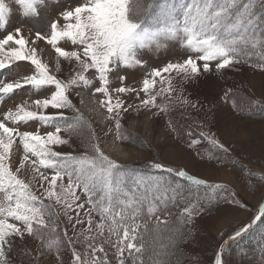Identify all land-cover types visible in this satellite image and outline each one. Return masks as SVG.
<instances>
[{"label":"snow or ice","instance_id":"snow-or-ice-1","mask_svg":"<svg viewBox=\"0 0 264 264\" xmlns=\"http://www.w3.org/2000/svg\"><path fill=\"white\" fill-rule=\"evenodd\" d=\"M17 2L25 16H35L43 0ZM7 13V5L0 0V27L5 25ZM61 19L51 22L49 33L37 31L31 40L25 39L19 28L15 35L0 39V72H14L13 66L19 67L21 62L32 68L31 74L12 82L0 81V103L25 88L34 94L48 92L44 98L23 100L0 118V264H8L5 248L11 239L23 240L25 236L55 251L60 264L65 244L71 252V264H144L143 256L150 247L154 255H160L155 245L161 233H168L169 243L181 235L179 227L161 219L169 201L180 195L181 186H173L163 176H132L129 186L124 166L105 154L104 137L96 133L71 96L77 90L99 94L116 139L127 142L130 134L122 122L131 111L160 117L167 115L177 100L189 104L182 88L173 83L175 77L195 80L213 68L220 73L247 63L251 56L258 57L256 67L264 71V0H173L160 4L157 0H83L63 11ZM38 41L51 46L54 67L38 55ZM164 41L179 42L185 50L182 61L153 68L139 89L128 86L121 73L143 67V51L159 49ZM62 42L70 44L65 48ZM65 62L67 76L62 75ZM113 77L118 85L110 83ZM157 83L160 87L154 91ZM177 91L180 95L174 97ZM230 98L229 89L221 99ZM232 106L237 107L235 101ZM49 109L56 110V115L49 114ZM36 120L54 125V131L20 130L21 125ZM169 126L176 130L171 121ZM112 131L111 127L107 130ZM199 136L213 149L209 160L238 163L232 161V149L214 135L201 131ZM74 138L80 140L82 152L56 150ZM200 143L193 138L188 146ZM14 146L23 150L15 167L11 163ZM151 167L213 191L224 187L208 185L185 170L159 162ZM202 208L189 202L180 214V223L190 222ZM61 216L66 218L62 235L57 231ZM257 226L264 241V204L224 242L215 264H224L223 252L230 241L243 238ZM153 264L168 262L156 259Z\"/></svg>","mask_w":264,"mask_h":264},{"label":"rangeland","instance_id":"rangeland-1","mask_svg":"<svg viewBox=\"0 0 264 264\" xmlns=\"http://www.w3.org/2000/svg\"><path fill=\"white\" fill-rule=\"evenodd\" d=\"M81 2L83 0H43L37 6V15L25 16L23 7L17 0H4L8 13L5 25L0 27V39L6 34L15 35L16 28H19L24 38L29 40L34 38L37 31L47 34L50 32V24L53 20L61 19L63 11ZM165 2L171 3L173 0H157V4ZM41 15L47 20V27L38 25L42 20ZM61 23H63L62 19ZM62 43L65 48L70 44V42ZM37 46L41 59L50 67H54L55 53L51 46L40 41L37 42ZM184 52L178 41H164L159 49L143 51V67L127 69L121 74L127 77L125 83L128 86L139 89L143 78L147 77L153 68L163 67L167 62L182 61ZM13 67L14 72H0V81L12 82L19 76L31 74L32 71L31 66L26 62H21L19 67ZM68 73L69 68L65 62L62 75L67 76ZM110 83L115 86L119 84V81L113 77ZM173 83L182 88L183 97L189 101V104L184 105L177 100L174 106H170L168 114L160 117H153L147 111L140 113L131 111L128 118L122 122L124 130L130 134L129 139L124 143L116 139L114 125L105 118L106 109H102L105 117L101 119L100 113L96 115L97 108L94 109L93 102L84 98L87 95L89 99L99 100V94L93 95L88 90H77L72 94L71 99L77 108L79 106L82 112L87 114L86 119L91 122L96 133L104 137L102 149L117 163L129 164L143 161L150 168L154 162L165 166L168 163L175 165L177 169L186 170L188 174L196 178L219 183L227 188V192L214 194L209 191L206 200L209 210L197 221L200 232L194 251L206 256L202 264H215V257L225 239L247 223L264 202V118L239 115L232 110L229 102L222 100L221 97L229 89L236 90L235 94L239 96H233L235 103L240 100V95H243L256 101L264 109V72L249 65L239 64L220 73L213 68L212 72L195 80L182 81L180 77H175ZM159 87L157 83L154 91ZM47 95L48 92L44 90L38 94H34L28 88L17 90L11 97L5 98V101L0 103V118L5 111L14 109L17 104L25 100V97L34 99L44 98ZM178 95H180L179 91L173 93L174 97ZM157 102H160L159 97ZM193 104L196 107H192ZM48 112L56 115V110L49 109ZM170 121L175 126V131L169 126ZM110 127L113 131L107 132ZM20 130L44 134L54 131V125H44L36 120L28 122L27 125H21ZM201 131L214 135L229 146L232 149V161H238V163L209 160V153L213 149L199 136ZM189 132L191 136L188 135ZM193 138L200 139L201 143L189 148V142ZM81 147V143L73 139L69 144L56 150L76 154L80 152ZM118 147H123L128 156L118 155ZM173 149L181 150L184 154H177V160H172L169 156ZM22 156V147L14 146L11 158L13 167L17 166ZM223 171L226 173L222 174ZM210 199L211 203H209ZM96 220L98 221L97 217ZM58 223L57 231L62 235L66 218L61 216ZM69 236H72L70 230ZM79 247L80 245H77V248ZM262 248H264V241L261 240L259 226H257L242 239L228 245L223 255V262L224 264H264ZM5 251L8 264H60L55 251H49L44 243L27 236L23 240L13 237ZM60 257L63 264H71V252L67 244L62 248Z\"/></svg>","mask_w":264,"mask_h":264},{"label":"trees","instance_id":"trees-1","mask_svg":"<svg viewBox=\"0 0 264 264\" xmlns=\"http://www.w3.org/2000/svg\"><path fill=\"white\" fill-rule=\"evenodd\" d=\"M257 11H259V9H257ZM259 63L260 61L257 56H251L248 58L247 63L241 64L246 66L249 65L254 69L260 70L256 67V65ZM235 93H237L236 90L231 91V98L228 100L229 105L234 112L246 117H256L261 119L264 118L263 106L257 104L256 101H252L248 97H245L243 95H240V100L236 102L237 107L233 108V96H239ZM68 115H71V113H68ZM78 141L80 142V140ZM79 150L80 152H82L83 148L81 147ZM121 165L124 166L123 171L126 173V180L129 186L132 183V176H141L144 178H148L151 176H163L165 180L171 181L173 186H175L176 184H179L181 186L179 189L180 195L176 198L175 201H169L167 208L161 215V219H167L171 222L173 227H179L181 235L174 242L169 243L168 233H161L160 239L155 245L156 253H160V255H154L152 248L150 247L148 252H146L143 256L144 264H153L154 260L156 259L165 260L168 262V264H177V262H179V264H202L203 259L206 256L203 253H196L194 251L196 249L195 245L197 243V238L199 237L200 232L197 221H199L201 217L205 215L207 210H209L206 202L209 191H212L215 194L216 192H227V188L223 185V189L213 191L212 188L207 187L206 185L197 186L190 183L186 179H182L172 173L156 171L155 169L150 168L147 163L143 161L131 162L129 164ZM166 167L177 169L174 165H166ZM207 184L213 185L216 183L207 182ZM189 202L199 203L200 205H203V208L198 214L192 217L190 222L181 224L180 214L184 211L185 206H187ZM214 204L217 203L214 202ZM153 223H155V221H153ZM109 255H111V251L109 252ZM129 264H131V261H129Z\"/></svg>","mask_w":264,"mask_h":264},{"label":"bare ground","instance_id":"bare-ground-1","mask_svg":"<svg viewBox=\"0 0 264 264\" xmlns=\"http://www.w3.org/2000/svg\"><path fill=\"white\" fill-rule=\"evenodd\" d=\"M92 103V102H91ZM99 104V103H98ZM92 105L94 106V109H96L97 108V110H98V112H100L101 113V119H103L105 116H104V113L101 111V110H99V105H97V104H95L94 102L92 103ZM93 109V108H92ZM97 116L98 115H100V114H96ZM114 144V143H113ZM117 153H118V155H121V156H128V154H126L125 153V151L123 150V147H118L117 148ZM170 152V151H169ZM177 154L178 155H182V154H184L181 150H176V149H173V151H171V155L169 156V158H171L172 160H177V158H178V156H177ZM187 163V165H188V162H186ZM224 173H226V172H222V174H224Z\"/></svg>","mask_w":264,"mask_h":264},{"label":"water","instance_id":"water-1","mask_svg":"<svg viewBox=\"0 0 264 264\" xmlns=\"http://www.w3.org/2000/svg\"><path fill=\"white\" fill-rule=\"evenodd\" d=\"M262 204H264V202H263ZM228 238H229V237H227V238L225 239V241L228 240ZM225 241H224V242H225ZM224 242H223L222 245H224ZM231 242H232V241H230L229 243H231ZM229 243H228V244H229ZM222 245H221V246H222ZM226 247H227V246H226ZM226 247H225V248H226ZM219 250H220V249H219ZM224 251H225V250H224ZM223 255H224V252H223ZM222 259H223V257H222Z\"/></svg>","mask_w":264,"mask_h":264},{"label":"crops","instance_id":"crops-1","mask_svg":"<svg viewBox=\"0 0 264 264\" xmlns=\"http://www.w3.org/2000/svg\"><path fill=\"white\" fill-rule=\"evenodd\" d=\"M167 165H172V164H168V163H167ZM174 166H175V165H174ZM185 171H186V170H185Z\"/></svg>","mask_w":264,"mask_h":264}]
</instances>
